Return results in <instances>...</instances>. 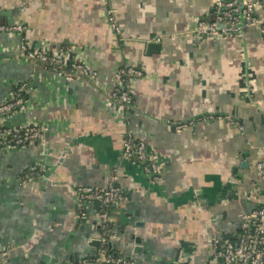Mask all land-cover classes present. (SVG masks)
<instances>
[{
	"label": "crops",
	"instance_id": "1",
	"mask_svg": "<svg viewBox=\"0 0 264 264\" xmlns=\"http://www.w3.org/2000/svg\"><path fill=\"white\" fill-rule=\"evenodd\" d=\"M251 1L256 24L199 36L215 0H0V27L24 26L0 30V103L26 87L0 125L41 132L0 150V264H92L102 236L129 264L214 263L243 214L264 205V5ZM22 41L68 47L95 75L22 58ZM125 64L143 73L129 82L131 106L112 97ZM127 132L158 158L157 180L123 158ZM112 172L121 204L76 199V186L105 187Z\"/></svg>",
	"mask_w": 264,
	"mask_h": 264
},
{
	"label": "built area",
	"instance_id": "2",
	"mask_svg": "<svg viewBox=\"0 0 264 264\" xmlns=\"http://www.w3.org/2000/svg\"><path fill=\"white\" fill-rule=\"evenodd\" d=\"M258 3L264 5V0H258ZM254 7L255 2L251 0H215L206 16L197 20L193 32L199 36L238 35L247 25L256 24ZM105 17L114 34L120 35L121 29L111 9L106 10ZM23 29L24 26L21 24L0 27V30L16 32H21ZM70 53L71 49L68 47L60 54H51L41 46L29 45L24 41L19 43V56L22 58L49 65L52 69L64 71L70 77L95 75V72L81 61L66 59ZM142 74V71L134 65L120 66L118 75L123 80V86L122 89H116L112 97L125 106H131L132 97L127 89L129 82ZM24 90H26L25 84H18L11 95L0 103V117L21 110L25 102ZM40 134V128L32 123L13 127L0 125V150L21 147L26 143L37 141ZM122 156L140 166L152 179L157 180L160 177L158 158L147 153L142 138L134 137L132 133L127 132L122 143ZM256 169L264 182V157L256 162ZM26 177H29V174H26ZM117 179V174L112 172L105 187L78 185L75 187L76 199L83 204L94 201L101 208L118 206L126 197ZM100 242L102 246L92 259V264H129L125 258L116 256L104 248L108 242L106 236H102ZM2 254L5 255V252ZM213 259V264H264V205L243 214L236 235L215 247Z\"/></svg>",
	"mask_w": 264,
	"mask_h": 264
},
{
	"label": "water",
	"instance_id": "3",
	"mask_svg": "<svg viewBox=\"0 0 264 264\" xmlns=\"http://www.w3.org/2000/svg\"><path fill=\"white\" fill-rule=\"evenodd\" d=\"M154 45V43H152V42H150V43H148V47L150 48V47H152ZM263 182V181H262ZM263 184H264V182H263ZM96 243H97V245L99 244V242L98 241H95ZM137 244L139 245V243L137 242ZM136 249V248H135Z\"/></svg>",
	"mask_w": 264,
	"mask_h": 264
},
{
	"label": "trees",
	"instance_id": "4",
	"mask_svg": "<svg viewBox=\"0 0 264 264\" xmlns=\"http://www.w3.org/2000/svg\"><path fill=\"white\" fill-rule=\"evenodd\" d=\"M104 248H105L108 252H111L108 243L104 246ZM111 253H112V252H111Z\"/></svg>",
	"mask_w": 264,
	"mask_h": 264
}]
</instances>
